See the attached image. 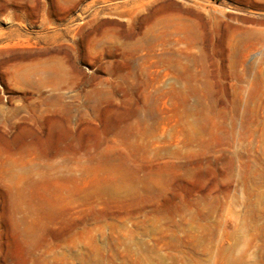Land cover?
<instances>
[{
    "label": "rangeland",
    "instance_id": "obj_1",
    "mask_svg": "<svg viewBox=\"0 0 264 264\" xmlns=\"http://www.w3.org/2000/svg\"><path fill=\"white\" fill-rule=\"evenodd\" d=\"M0 264H264V0H0Z\"/></svg>",
    "mask_w": 264,
    "mask_h": 264
}]
</instances>
